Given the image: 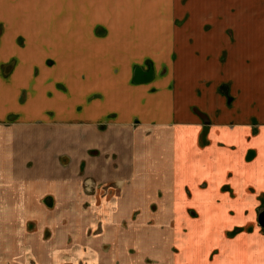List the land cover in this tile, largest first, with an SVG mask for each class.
I'll return each instance as SVG.
<instances>
[{
	"label": "crops",
	"instance_id": "1",
	"mask_svg": "<svg viewBox=\"0 0 264 264\" xmlns=\"http://www.w3.org/2000/svg\"><path fill=\"white\" fill-rule=\"evenodd\" d=\"M155 1L104 0L122 16ZM199 1L159 0L164 54H109V21L88 19L101 2L0 0V254L42 264L66 238L86 264H264V42L246 0L237 25V0ZM86 178L115 185L86 194Z\"/></svg>",
	"mask_w": 264,
	"mask_h": 264
},
{
	"label": "rangeland",
	"instance_id": "2",
	"mask_svg": "<svg viewBox=\"0 0 264 264\" xmlns=\"http://www.w3.org/2000/svg\"><path fill=\"white\" fill-rule=\"evenodd\" d=\"M162 5L165 6L164 3H167L169 0H164L162 2V0H160ZM203 0H200L199 2H202ZM221 2L223 0H220ZM239 1V2H238ZM242 1L243 0H237V9H236V22L235 24L237 25L238 23H242L243 22V17L244 15H242V11H243V7L242 6ZM92 3L97 2V3H102V7H98L97 9H94L91 11V13H89V17L88 19L90 20L91 23L95 22V21H109V26H110V39L112 40L111 42H103L105 43V47H108L109 50V54H114L116 47L115 45L117 44V42H154V46L148 45L146 47L141 48L142 51H149L150 53H154L153 51L155 50V52H158L160 54H164V52L166 51V46L164 47V45H161L164 43L163 38H161V33H160V28H163L165 26V24H162V22H160V20H154V18L156 17L157 10L155 9V7H157L159 5V0L155 1V3L153 5H149L148 10H147V14L145 15H141V12L135 8L134 10H132L131 8H129L132 12H135L133 14L135 15H131V14H127L124 13L123 16L120 15L121 12H119V9H110L105 5L104 0H91ZM195 4L198 2V0H194ZM223 4L220 3V6ZM94 5V4H93ZM246 5H248V12L251 13L252 19L250 21L251 27H252V31L250 34V39L252 42H264V34L260 32V25L259 23H255L254 20L255 19H260V20H264V0H246ZM104 13L100 12V11H105ZM247 14V13H246ZM144 16V18H143ZM147 16V17H146ZM189 18V14L186 15H182L177 22L175 23L177 27H182L185 22H187ZM82 25H85L82 22ZM189 27V26H188ZM187 27V28H188ZM48 28L50 30V32H55L57 29V25L52 24V25H48ZM62 29V26L59 25L57 30ZM207 30L211 29V26H207L206 27ZM84 31V30H82ZM87 31L85 32H78L77 35V39L78 40H82L85 36L84 34H86ZM101 35H105V31H100ZM227 35L231 38V40H234L235 38V31L232 28H229V30H227ZM122 37H124V40L120 39V35ZM186 39L189 38V32L188 29L186 30L185 33ZM84 36V37H83ZM205 37L203 38H197L194 42H204ZM120 39V40H119ZM189 40V39H188ZM92 41H94L92 39ZM183 42V41H181ZM67 43V42H66ZM83 43V42H79ZM92 43H96V42H92ZM101 43V42H100ZM114 44V45H112ZM94 45V44H93ZM101 48V51L104 50V48L102 46H99ZM93 51V54L91 53V55H96L95 52V48H91ZM148 53V52H145ZM53 57L56 59H60V53L59 51H57V54H53ZM226 58V54H223L222 59L225 60ZM99 63L97 61L92 62V68L93 69H97L99 68ZM227 88V87H226ZM226 90L223 89V87L221 88V92L225 93ZM92 154H95L96 152H91ZM190 173V170L189 172ZM115 185V184H103V183H99L94 179L91 178H86L83 180L82 183V189L86 194H93V192H95L96 190H101V193L103 192L102 190H106L107 188H109L110 186ZM98 209V205L94 204V208L93 210H97ZM100 210V209H99ZM96 212V211H94ZM67 223L65 222L64 225H62L61 227L59 226V230L55 231L54 233H64L67 234V229H63L65 227ZM125 226L127 224H124ZM199 225V220H195V219H189L188 222V230H196L197 227ZM90 228V226L87 227V229ZM89 236L94 237V236H101V232H99V230L97 228H93L90 229L89 231ZM52 237H53V231L49 228L48 231L45 232V236L44 233L41 234V237L38 238L39 243H42L46 248H49L50 246V250L52 249V247H56L57 245V240H55V243L52 245ZM110 239V238H109ZM59 241V240H58ZM67 241V239L65 238L64 240H60V242L58 243L59 245V255H50L47 256L45 254H41L39 255V257H43L44 261L42 264H86L85 260H80L79 256L76 255H69V248L66 247L64 245V243ZM190 241V240H189ZM188 240L185 239V237L181 240H179L177 242V246H180L181 250H182V259H187L188 261L191 260V258H195L194 255H190L191 252H193L191 250V248H186V244H188L189 242ZM63 244L61 245L60 243ZM69 242V240H68ZM191 243L194 242V239H192L190 241ZM184 245V247H183ZM162 246V243H161ZM193 249V248H192ZM175 245L173 242V237H172V245H171V253L173 254L175 252ZM194 250V249H193ZM36 256L34 255H11V254H0V264H37L34 259ZM180 260V258L178 257V261ZM151 261V260H149ZM41 264V263H40ZM191 264V263H190ZM195 264V263H194Z\"/></svg>",
	"mask_w": 264,
	"mask_h": 264
},
{
	"label": "water",
	"instance_id": "3",
	"mask_svg": "<svg viewBox=\"0 0 264 264\" xmlns=\"http://www.w3.org/2000/svg\"><path fill=\"white\" fill-rule=\"evenodd\" d=\"M258 223L264 229V210L259 214Z\"/></svg>",
	"mask_w": 264,
	"mask_h": 264
},
{
	"label": "flooded vegetation",
	"instance_id": "4",
	"mask_svg": "<svg viewBox=\"0 0 264 264\" xmlns=\"http://www.w3.org/2000/svg\"><path fill=\"white\" fill-rule=\"evenodd\" d=\"M222 87L224 88V86H222ZM263 210H264V209H263ZM263 210H262V211H263ZM262 211H261V212H262ZM261 212H260V213H261ZM260 213H259V214H260ZM258 218H259V215H258ZM260 227H261V226H260ZM261 228H262V227H261ZM262 229H263V228H262ZM263 230H264V229H263ZM234 232L236 233V232H238V230H235Z\"/></svg>",
	"mask_w": 264,
	"mask_h": 264
}]
</instances>
